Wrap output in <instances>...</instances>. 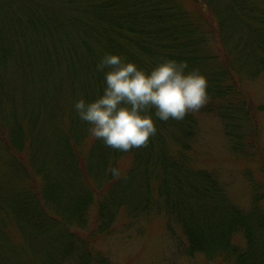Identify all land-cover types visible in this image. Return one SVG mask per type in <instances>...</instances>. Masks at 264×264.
Wrapping results in <instances>:
<instances>
[{"label":"trees","instance_id":"obj_1","mask_svg":"<svg viewBox=\"0 0 264 264\" xmlns=\"http://www.w3.org/2000/svg\"><path fill=\"white\" fill-rule=\"evenodd\" d=\"M105 53L145 70L161 58L199 69L208 80V101L199 111L218 117L234 150L259 151V109L242 78L264 69V0H0V152L4 162H18L23 174L18 179L10 167L0 177V264L41 251L50 264L55 252H70L78 232L69 226L81 219L92 195L93 232L110 226L118 208L138 213L164 205L184 254L220 264H264L260 194L241 214L211 173L193 167L188 138L194 112L180 121L153 117L157 131L144 147L120 152L94 138L87 154L78 153L88 126L73 104L102 94L104 77L96 65ZM168 143L175 145L172 151ZM121 153L132 164L117 179L111 169ZM258 161L264 165L262 155ZM121 177L135 194L141 189L139 199L126 201ZM93 178L98 186L90 185ZM3 181L10 188L16 181L27 185L8 196L2 195L8 187ZM75 184L83 190L74 191ZM241 227L245 248L239 250L232 235ZM88 249L79 248L78 264H106Z\"/></svg>","mask_w":264,"mask_h":264},{"label":"rangeland","instance_id":"obj_2","mask_svg":"<svg viewBox=\"0 0 264 264\" xmlns=\"http://www.w3.org/2000/svg\"><path fill=\"white\" fill-rule=\"evenodd\" d=\"M209 45L210 48H213L212 41ZM255 72L256 70H250L243 75L242 83L249 94L250 103L259 109L255 115V134H257L255 142L258 144L259 151L254 152L250 149L249 153L242 155L234 150L218 117L200 111L194 112L196 126L194 132L189 136L188 142L191 144L189 157L193 167L202 168L212 174V178L215 179L222 190L226 201L234 205L241 214H244L251 209L253 195L259 193L261 200L258 201V204L264 216V165L258 161L261 155L264 157V69L259 73ZM51 124L53 123L49 122V128ZM87 126L85 137L78 153H85L94 139L89 134L88 124ZM174 146L173 143H168L169 150L172 151ZM115 158L117 159L115 165H117V169L123 175L132 164L131 158L124 153L118 154ZM0 159L1 178L6 177L4 173L10 167L12 170H17L13 172H15L14 175L18 179L23 177V174L18 172L20 171L18 170L20 169L18 162L12 164L8 161L4 162L6 155L1 152ZM62 176L63 174H61L60 179L63 178ZM121 178L125 181L126 194L124 197L126 201L129 202L134 197L139 199L141 196L139 184L135 185L139 189L135 194V191L130 190L128 186L129 183L127 181L129 180L127 177ZM3 182L8 187L4 189L2 195L8 196H13L17 189L23 192L27 185V182L16 181L13 182L16 186L10 188L9 182ZM29 182L32 181L29 180ZM38 183L34 184L37 186ZM89 183L92 187L99 185L94 178ZM118 186L122 187L121 184H118ZM83 187L85 188L86 185L83 184ZM73 189L74 191L83 190L78 188L76 184ZM91 194L92 192H90ZM74 197L76 196L71 194V200ZM91 197L82 213L81 219L73 224H71L72 222L70 223L69 230L78 232L77 236H71L74 241L69 245L71 246L70 252L69 250L68 252L65 251L62 256H58V252H55V260L54 262L52 260L50 264H78L80 260L78 255L80 253L79 248L84 247V245H87L89 253L96 257V260L106 264H220V262L208 260L199 253L190 256L181 252L180 248L182 249V247L180 246L179 248L178 246L180 243V236L177 231L178 226L165 213L164 205L162 209L160 208L161 211L153 208V210L146 209L138 213L136 211L129 212L124 210L123 207L118 208L115 211V215H113L114 218L110 226L108 225L105 230L101 231L98 229L97 232H93L96 212L94 199L96 195ZM157 201L161 203L158 196H156ZM1 211L5 212V208L2 207ZM243 230H245L244 227H241L239 231L232 235V244L235 249L242 250L245 248ZM259 239L260 245H264L263 232H259ZM74 252H76L75 255L77 257L73 255ZM28 259H34L32 264H45L49 260L41 251L30 256L4 259L2 264H17V260H20L19 264H25L29 263Z\"/></svg>","mask_w":264,"mask_h":264},{"label":"clouds","instance_id":"obj_3","mask_svg":"<svg viewBox=\"0 0 264 264\" xmlns=\"http://www.w3.org/2000/svg\"><path fill=\"white\" fill-rule=\"evenodd\" d=\"M96 70L103 73L102 94L81 98L73 108L89 125V134L107 148L128 152L148 144L156 134L154 119L183 120L208 101V80L187 62L161 58L148 70L118 54L105 53ZM120 178L118 169H111Z\"/></svg>","mask_w":264,"mask_h":264}]
</instances>
